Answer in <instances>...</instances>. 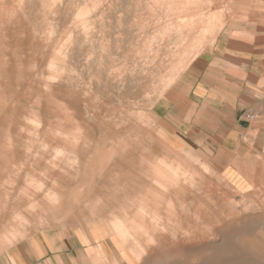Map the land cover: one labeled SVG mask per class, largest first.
Wrapping results in <instances>:
<instances>
[{"label": "rangeland", "instance_id": "rangeland-1", "mask_svg": "<svg viewBox=\"0 0 264 264\" xmlns=\"http://www.w3.org/2000/svg\"><path fill=\"white\" fill-rule=\"evenodd\" d=\"M254 12L264 0H0V260L71 234L90 264H264V171L238 179V149L179 140L155 110Z\"/></svg>", "mask_w": 264, "mask_h": 264}, {"label": "crops", "instance_id": "crops-1", "mask_svg": "<svg viewBox=\"0 0 264 264\" xmlns=\"http://www.w3.org/2000/svg\"><path fill=\"white\" fill-rule=\"evenodd\" d=\"M262 15L254 12L246 16L249 17L246 21L238 20V37L228 34H225L227 38L219 37L210 49L192 60L170 90L155 103L157 118L173 137L186 142L222 140L227 141L222 145L226 151L238 149V179H263ZM263 216H256V220ZM259 226L254 220L239 226L238 233ZM63 238L64 241L55 240L52 246L41 240L33 245L30 240L25 248H17L12 255L1 259L0 264H90L86 246L78 237L65 234ZM151 238L147 236L145 247L152 242ZM139 255L138 263L141 257L146 260V256ZM10 257L14 258L13 263ZM163 257L161 252L158 259Z\"/></svg>", "mask_w": 264, "mask_h": 264}, {"label": "bare ground", "instance_id": "bare-ground-1", "mask_svg": "<svg viewBox=\"0 0 264 264\" xmlns=\"http://www.w3.org/2000/svg\"><path fill=\"white\" fill-rule=\"evenodd\" d=\"M169 24V23H168ZM164 29V28H163ZM152 251V250H151ZM162 257V256H161Z\"/></svg>", "mask_w": 264, "mask_h": 264}]
</instances>
